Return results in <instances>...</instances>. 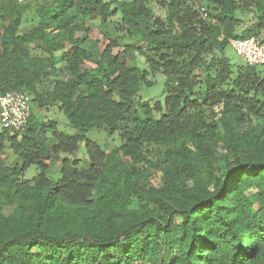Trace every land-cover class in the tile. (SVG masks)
I'll list each match as a JSON object with an SVG mask.
<instances>
[{
    "label": "trees",
    "instance_id": "trees-1",
    "mask_svg": "<svg viewBox=\"0 0 264 264\" xmlns=\"http://www.w3.org/2000/svg\"><path fill=\"white\" fill-rule=\"evenodd\" d=\"M205 2L203 19L194 0H1L0 93L57 105L76 133L32 115L1 129L0 264H264V71L225 56L232 40L264 41V0ZM112 19L141 46L86 26ZM156 74L163 106L137 101ZM91 130L120 145L86 140L80 165Z\"/></svg>",
    "mask_w": 264,
    "mask_h": 264
},
{
    "label": "rangeland",
    "instance_id": "rangeland-1",
    "mask_svg": "<svg viewBox=\"0 0 264 264\" xmlns=\"http://www.w3.org/2000/svg\"><path fill=\"white\" fill-rule=\"evenodd\" d=\"M20 3H23L24 0H19ZM194 3L196 5L202 6L203 9L207 6L205 0H194ZM1 4V0H0ZM201 12V9H199ZM155 12L157 14H161V10L155 9ZM202 13V12H201ZM1 22V21H0ZM28 24V23H27ZM25 24V25H27ZM86 26L88 28H91V35L97 36L98 39H100V34L96 31L97 28L102 33H106L110 38L112 39H118L122 44H131L133 47H140L141 44L137 43L136 41H139L138 36L134 32L124 33L118 30H115V20H111L106 25H100L99 21H92V20H86ZM94 36V37H95ZM30 55H37V56H45L43 53L39 51H30ZM225 56L229 60V62L233 66H243L246 67V64L243 60L240 59L239 56H237L232 49L231 45H229L225 50ZM127 63L130 66L138 67L140 69H146V62L143 56H139L137 54H134V56H131ZM257 70H263L264 66H258L256 67ZM148 80L151 82L150 87H145L144 85L141 86L140 92L137 96V101H143V102H149L150 105L154 106L155 104H160L163 106L164 104V91H165V77L162 74H156V75H149ZM31 98V97H30ZM31 115L40 123L45 125H50L55 128L57 132H60L65 135H73L76 133V131L70 126L68 121L66 120L64 114L58 110L57 105H52L50 107H46L43 109L37 108L33 103H31ZM31 116V118H32ZM1 125H0V132H1ZM51 127L48 126V133L46 134V137L49 139V145L53 144V138L51 135ZM85 139L82 140L77 147L76 152L74 155L70 156V158L76 159L79 161L80 165H83L84 162L87 161L86 158V140H89L93 143H95L98 147L105 150L106 152H111L114 147H118L120 145V141L118 138L117 133L109 134L105 132L104 130H91L86 132ZM68 157L66 155H62V157ZM16 160V157L14 156L11 149L6 146L5 152L2 156V161L6 164H13V162ZM49 169H48V175L53 178L58 177V170H59V162L58 159H50L49 161H46ZM87 164V163H85ZM38 173V170L32 166L28 169V171L24 174L23 179H30L33 176H35ZM161 184V176L155 175L152 176L150 183L147 184V187L153 186H159ZM6 213H10V209H6Z\"/></svg>",
    "mask_w": 264,
    "mask_h": 264
},
{
    "label": "built area",
    "instance_id": "built-area-1",
    "mask_svg": "<svg viewBox=\"0 0 264 264\" xmlns=\"http://www.w3.org/2000/svg\"><path fill=\"white\" fill-rule=\"evenodd\" d=\"M202 18H206L201 8ZM235 54L251 67L264 66V41L249 37L230 41ZM30 97L21 92L0 93V125L9 133L23 132L31 117Z\"/></svg>",
    "mask_w": 264,
    "mask_h": 264
}]
</instances>
